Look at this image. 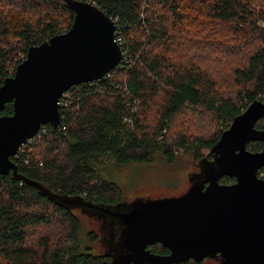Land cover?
I'll list each match as a JSON object with an SVG mask.
<instances>
[{"label":"trees","instance_id":"obj_1","mask_svg":"<svg viewBox=\"0 0 264 264\" xmlns=\"http://www.w3.org/2000/svg\"><path fill=\"white\" fill-rule=\"evenodd\" d=\"M82 1L116 21L126 60L69 89L61 126L44 125L15 161L19 174L53 194L123 204L106 167L145 166L157 156L173 163L182 154L200 163L236 116L264 103V16L250 11L257 0ZM73 18L62 0H0V86L28 48L67 31ZM11 114L8 103L0 115ZM255 127L264 129V119ZM73 208L0 174V264H100L102 252L80 239L87 218ZM88 237L97 242L99 231ZM148 249L168 253L160 244Z\"/></svg>","mask_w":264,"mask_h":264},{"label":"water","instance_id":"obj_2","mask_svg":"<svg viewBox=\"0 0 264 264\" xmlns=\"http://www.w3.org/2000/svg\"><path fill=\"white\" fill-rule=\"evenodd\" d=\"M73 13L70 28L39 46L28 48L14 73L0 86V111L12 104V114L0 115V174L37 188L52 201L109 215L119 227L110 261L101 264H182L219 258L220 264H264V131L254 128L264 118V103L255 100L221 134L210 149L211 161L176 197L103 206L80 197L53 194L17 171L12 157L46 124L61 123L58 101L74 86L102 79L120 63L114 41L115 23L95 4L62 0ZM223 177L234 178L221 184ZM85 211V212H87ZM88 213V212H87ZM160 244L167 254L152 253ZM82 264V263H78Z\"/></svg>","mask_w":264,"mask_h":264},{"label":"rangeland","instance_id":"obj_3","mask_svg":"<svg viewBox=\"0 0 264 264\" xmlns=\"http://www.w3.org/2000/svg\"><path fill=\"white\" fill-rule=\"evenodd\" d=\"M255 17L264 16V0H257L250 6ZM259 26L264 22L260 20ZM209 157L208 153H205ZM198 161L189 154L178 155L173 163L157 156L153 163L148 165H124L120 167H106V174L112 182L122 189L124 203L132 205L138 201H151L155 199L176 197L189 188L191 180L198 175L200 167L195 169ZM187 188V189H186ZM111 209V206L108 207ZM78 214L79 208L72 209ZM83 214L82 210L80 211ZM82 219L80 239L82 244L91 248V253L101 252L97 242L90 241L88 234L95 230L94 224Z\"/></svg>","mask_w":264,"mask_h":264},{"label":"flooded vegetation","instance_id":"obj_4","mask_svg":"<svg viewBox=\"0 0 264 264\" xmlns=\"http://www.w3.org/2000/svg\"><path fill=\"white\" fill-rule=\"evenodd\" d=\"M260 120H262V119H260ZM258 122H256L255 125ZM254 128L256 130H259V131H264V129L256 128L255 126H254ZM255 142H257V141H255ZM250 143H254V142H250ZM257 143L261 144V147L258 150H254L252 148H248L249 144L247 145V149L251 153H257V152L262 151V149L264 148V143L263 142H257ZM211 160H212V157H208L207 158V161H211ZM194 167H195V169H198L199 168V162H197V164H195ZM260 171H264V167H261V168H259L257 170L258 178H260L261 180H264V177L261 176L260 173H259ZM230 179H233V181L227 182V180H225V178L223 177V178H221L220 182H221V184H232V183L235 182L234 178H230ZM185 191H183L181 194H183ZM179 195L180 194H178V196ZM82 215L85 218H87V220L90 223L94 224V226L96 228L95 229L96 231L97 230L99 231V239H98L97 243H98V246L100 247V250L102 252V257H103V259L100 261V264L103 261H110L111 259L108 256H112V252L111 251H112V248H113V243H115V241L118 238V231H119L118 225L115 223V221L109 215H106V214H104V213H102L100 211H97L95 209L89 211L88 215L90 217H88L84 213ZM92 216H95V217H92ZM194 264H220V259L219 258H213V259L206 258L203 261L195 262Z\"/></svg>","mask_w":264,"mask_h":264},{"label":"built area","instance_id":"obj_5","mask_svg":"<svg viewBox=\"0 0 264 264\" xmlns=\"http://www.w3.org/2000/svg\"><path fill=\"white\" fill-rule=\"evenodd\" d=\"M113 22L115 23L114 41L119 45V47L121 49V53H122V58L120 60V63H119V65L115 69H121L123 67V64L125 63V60L126 59L124 57V53L122 52V48H121L122 42H121V39L117 35V25H116V21L113 20ZM68 99H69V96L65 92L62 95V97L59 99V101H58V108H59V112H60V116H61V122H62V118H63L62 114H63L64 110L68 107V104H69L68 103V101H69ZM60 126H61V123H60V125L58 127H60ZM43 127L44 126H41L40 129L38 130V132L30 140H28L26 144H24V145H22V146L19 147L17 153L11 158L13 162L21 159L22 155L26 151V147H27L28 144H30L34 140H39L46 133V130ZM24 163L27 164L26 161Z\"/></svg>","mask_w":264,"mask_h":264}]
</instances>
